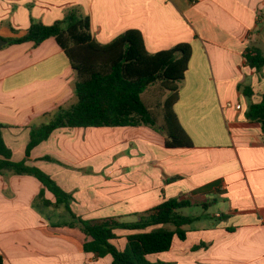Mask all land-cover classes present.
Returning <instances> with one entry per match:
<instances>
[{
	"label": "crops",
	"instance_id": "1",
	"mask_svg": "<svg viewBox=\"0 0 264 264\" xmlns=\"http://www.w3.org/2000/svg\"><path fill=\"white\" fill-rule=\"evenodd\" d=\"M71 10L89 18L98 44L135 29L150 54L191 46L174 111L192 147L167 148L145 125L76 127L54 130L26 156L31 128L76 101V73L54 38L38 46L5 40L24 35L32 19L51 25ZM0 39L2 138L13 161L71 195L73 214L134 221L166 199L218 203L216 214L198 216L200 226L183 227L185 240L174 236L168 251L149 255L151 264H264V134L246 116L264 93V67L243 56L250 46L264 56V0H0ZM167 95L147 105L159 110ZM42 188L33 176L0 174L3 264H111L110 255L84 251L91 238L63 206L37 200ZM44 197L55 202L47 190ZM115 233L122 250L129 232Z\"/></svg>",
	"mask_w": 264,
	"mask_h": 264
},
{
	"label": "trees",
	"instance_id": "2",
	"mask_svg": "<svg viewBox=\"0 0 264 264\" xmlns=\"http://www.w3.org/2000/svg\"><path fill=\"white\" fill-rule=\"evenodd\" d=\"M49 38H54L76 73V101L67 108L58 109L47 124L31 128L26 156L58 128L145 125L164 135L167 148L193 146L174 111L179 85L191 57L189 44L180 43L171 49L150 54L141 33L135 29L127 30L107 44H98L92 38L89 18L76 10L69 11L62 20L51 25L32 19L24 35L5 41L8 44L32 42L38 46ZM243 56L251 68L260 70L264 67V56L257 47H246ZM157 84L168 93L159 110L150 108L141 97L149 86ZM244 92L247 91L244 89ZM246 116L258 122L264 134V93L260 102L250 105ZM4 127L0 124V174L10 171L36 178L43 187L37 200L45 206H63L75 220L74 225L91 238L83 246L87 253L97 257L110 255L111 264H151L147 258L149 255L168 251L174 236L185 240L183 227L199 219L180 213V210L195 204L179 198L163 200L138 214L134 221H121L122 218L114 217L96 220L77 217L70 210V194L38 168L11 159V151L2 138ZM45 190L54 196V203L45 199ZM200 206L206 209L209 204ZM116 230L129 232L122 250L112 243L118 238ZM0 264H3L1 256Z\"/></svg>",
	"mask_w": 264,
	"mask_h": 264
},
{
	"label": "rangeland",
	"instance_id": "3",
	"mask_svg": "<svg viewBox=\"0 0 264 264\" xmlns=\"http://www.w3.org/2000/svg\"><path fill=\"white\" fill-rule=\"evenodd\" d=\"M160 92H164L160 89L159 85H155L154 87H152L150 89V91H148L145 95H144V101L146 104L148 105H153L155 102V99L157 97L158 94H160ZM214 197H218L217 194H213ZM222 207L219 206V204L215 203V204H210L209 207L205 210L202 206L200 205H194L191 206L189 208H185L180 210V213L184 216H192V217H198V216H202L205 215L207 218H209L210 216L216 214L218 211H220ZM200 222L198 221H194L193 224L188 225V226H184L185 229H189L191 227H198L200 226ZM156 255H152L151 256V260L155 259ZM150 260V263L152 262ZM158 260L161 261V259L158 258Z\"/></svg>",
	"mask_w": 264,
	"mask_h": 264
},
{
	"label": "water",
	"instance_id": "4",
	"mask_svg": "<svg viewBox=\"0 0 264 264\" xmlns=\"http://www.w3.org/2000/svg\"><path fill=\"white\" fill-rule=\"evenodd\" d=\"M6 42L2 39H0V48L5 44Z\"/></svg>",
	"mask_w": 264,
	"mask_h": 264
},
{
	"label": "built area",
	"instance_id": "5",
	"mask_svg": "<svg viewBox=\"0 0 264 264\" xmlns=\"http://www.w3.org/2000/svg\"><path fill=\"white\" fill-rule=\"evenodd\" d=\"M228 106H231V104H228ZM236 108H239V106L237 105Z\"/></svg>",
	"mask_w": 264,
	"mask_h": 264
}]
</instances>
